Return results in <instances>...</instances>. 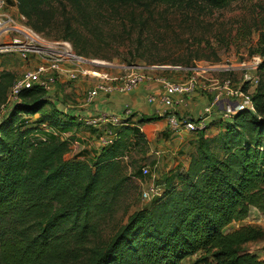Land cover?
<instances>
[{"label":"trees","instance_id":"1","mask_svg":"<svg viewBox=\"0 0 264 264\" xmlns=\"http://www.w3.org/2000/svg\"><path fill=\"white\" fill-rule=\"evenodd\" d=\"M235 1L8 0V4L14 3L39 35L70 41L79 54L75 53L84 57L82 25L95 29L96 23L112 18L123 23L122 8L138 7L152 16L154 9L164 7L202 16ZM146 21L132 18L142 26ZM242 31L249 33L246 26ZM257 54L262 58L258 72L263 77L264 33ZM262 77L251 97L255 111H239L231 121L218 120L195 132L189 142L188 166L163 175L155 185L161 189L160 196L103 241L97 219L112 211L131 179L124 159L135 150L144 156L148 152V138L140 125L165 119L167 114L142 115L136 122L138 114H131L115 128L113 143L100 147L89 161L68 159L75 137L69 134L85 126L40 87L22 91L19 102L8 108L17 77L2 72L0 264H264L246 248L264 241L262 228L246 225L226 232L233 223L244 222L252 209L264 213ZM47 107L50 112H45ZM217 126L221 131L216 136L206 135ZM142 168L132 177L145 179Z\"/></svg>","mask_w":264,"mask_h":264},{"label":"rangeland","instance_id":"2","mask_svg":"<svg viewBox=\"0 0 264 264\" xmlns=\"http://www.w3.org/2000/svg\"><path fill=\"white\" fill-rule=\"evenodd\" d=\"M6 12L18 24H25V20L18 16L14 3L8 4ZM119 14L125 18L123 23L112 18L96 23L95 29L88 30L83 25L81 27L80 41L86 47L84 58L101 62L105 67L104 71L111 76L127 75L135 66L182 67L185 69L165 71L162 75L177 82H186L192 76H196L198 82L208 86H211L214 80L222 83L231 79L237 88L243 90L246 88V92L251 96L255 94L262 76L260 77L258 71L252 70V65L255 58L260 57L257 51L258 41L264 33V0H237L227 8L202 16L190 12L166 10L164 7L154 9L152 16L138 7L122 8ZM133 17L137 20H147L146 25L132 22ZM59 20H62L61 16ZM244 26L249 31L248 35L243 31L239 33ZM230 36L232 39H229ZM185 62H190V65ZM34 66V58L25 61L18 53L0 54V74L8 71L18 78L24 71ZM187 68L198 71L186 70ZM96 82V79L90 77L70 82L62 76L51 95L56 100L54 102L61 107L78 106L83 103L87 90H90ZM50 111L49 107L45 109V112ZM154 115L159 114L151 113L144 116ZM189 115L187 113L184 117L187 118ZM138 118L139 115L134 120L138 121ZM145 130L146 132H143L149 143L147 155L144 156L139 150H135L124 159V165L128 167L127 174L131 179L116 198L112 211L97 219L100 238L103 241H108L118 228L127 223L133 213L150 207L151 202L144 197V193L155 186L163 175L187 163L189 142L182 145L183 148L177 150L174 156L167 152L164 154L163 151L172 147L173 138L171 139L166 131H158L150 127H146ZM220 131L217 126L209 129L206 135L214 137ZM74 134L67 158L89 161L90 155L99 150L101 135L95 134L86 127L77 128ZM144 165L149 167L150 175L142 180L132 177L131 174ZM246 225L260 227L264 231V213L252 214L244 222L233 223L226 232ZM246 248L253 252L258 250L262 252L264 241L249 243Z\"/></svg>","mask_w":264,"mask_h":264},{"label":"built area","instance_id":"3","mask_svg":"<svg viewBox=\"0 0 264 264\" xmlns=\"http://www.w3.org/2000/svg\"><path fill=\"white\" fill-rule=\"evenodd\" d=\"M7 6L8 0H0V54L14 52L18 53L25 61L30 58L35 60L34 68L24 71L12 85L8 95V108L19 102L20 95L24 90L40 87L51 95L62 76L70 82L85 77L94 78L97 82L85 97L84 105L87 107L76 109L66 105L64 109L66 112L73 113L85 127L96 130L97 134L101 135L100 147L113 143L116 138L115 128L120 127L124 119L132 114V111L126 110L125 116L122 117L109 112L93 113L87 108L102 94H129L144 84L153 85L154 91H157V94L149 95L148 102L150 104L158 102L170 110L194 93L202 91L205 94L213 93L211 102L203 108L202 113L197 118L179 117L173 112L165 113L167 114L169 129L175 134L181 132L194 134L197 131L205 130L213 122H217L216 116L219 120L231 121L239 111L245 109L255 111L252 96L244 92L243 89L237 88L231 79L224 80L222 83L214 80L213 84L208 86L200 84L196 76H192L186 82H177L162 75L165 71H172L173 69L184 70L185 68L182 67L135 66L132 72L127 75L111 76L104 71L105 67L101 62L77 55L71 43L51 41L39 35L26 24V19L23 16L20 18L25 20V24H18L6 12ZM261 61L260 57L255 58L252 70L258 71ZM186 70L198 71L194 68H187ZM84 109L87 113L84 112ZM36 137L41 140L46 139L43 135ZM142 173L145 177L149 176V167L144 165ZM160 194L161 189L158 186H153L144 193V197L151 201Z\"/></svg>","mask_w":264,"mask_h":264},{"label":"crops","instance_id":"4","mask_svg":"<svg viewBox=\"0 0 264 264\" xmlns=\"http://www.w3.org/2000/svg\"><path fill=\"white\" fill-rule=\"evenodd\" d=\"M15 10L20 17L21 15L18 12V8L15 5ZM59 84V83H58ZM57 84V85H58ZM200 84H203L200 82ZM94 87V86H93ZM90 88V90L93 89ZM89 89V88H88ZM154 86L151 84H144L141 85L138 89L133 91L132 93L129 94H119L115 93L112 95H100L94 102L93 104L87 108L88 111H92L93 113L96 112H109L111 114H118L121 115L122 117L125 116L126 110L130 109L133 113H137L139 116L142 115H150L151 113H158L160 116H163L164 113L166 112H173L176 113L179 117H182L189 113L191 117L197 118L200 116L202 113L203 108L208 105L212 98H213V93H201L197 92L194 93L190 96H187V98L184 100V102L177 104L174 108L170 110V108H165L163 105L160 103H154L150 104L148 102V97L151 94H157V91H154ZM87 90V93L90 91ZM85 99L83 100V103H81L78 106H70L72 108H86L87 106L84 105ZM69 106V105H68ZM78 112V110H76ZM81 111V110H80ZM82 112V111H81ZM84 112L86 110L84 109ZM82 112V113H84ZM218 121V116H216ZM136 122V120H135ZM150 127V129H156L158 131H166L168 135H170V138L172 140V147H170L168 150L163 151L164 154L171 153V155H176L177 150L182 149L184 144L192 141L195 136L193 134H188L186 132H181V133H172V131L169 129L167 119H162L159 121L147 123L140 125V128L146 132L145 128ZM69 135H75L74 132L69 134ZM93 141H95V137L93 136ZM163 144V143H162ZM97 145V143H96ZM180 148H179V147ZM100 148V147H99ZM188 150L190 149V145L188 144ZM187 163L184 164V167L186 168L189 164V157L187 156ZM252 214H262L259 212L257 209H252L250 212L251 217ZM248 219V218H247ZM246 223V222H245ZM250 223V222H249ZM255 252V251H254ZM263 252V253H262ZM260 252L259 250L255 253H257L262 260H264V251ZM263 254V255H262Z\"/></svg>","mask_w":264,"mask_h":264}]
</instances>
